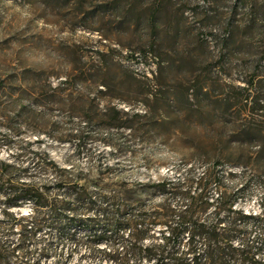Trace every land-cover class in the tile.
I'll use <instances>...</instances> for the list:
<instances>
[{
	"label": "rangeland",
	"instance_id": "obj_1",
	"mask_svg": "<svg viewBox=\"0 0 264 264\" xmlns=\"http://www.w3.org/2000/svg\"><path fill=\"white\" fill-rule=\"evenodd\" d=\"M260 106L264 0H0V221L19 186L52 203L12 208L44 222L11 264H105L114 234L80 219L124 205L117 185L216 178L264 212Z\"/></svg>",
	"mask_w": 264,
	"mask_h": 264
},
{
	"label": "trees",
	"instance_id": "obj_2",
	"mask_svg": "<svg viewBox=\"0 0 264 264\" xmlns=\"http://www.w3.org/2000/svg\"><path fill=\"white\" fill-rule=\"evenodd\" d=\"M249 99L247 94L245 100ZM259 109L264 118V106ZM47 162L57 168L52 161ZM2 167L5 171L9 168L4 163ZM215 180L187 175L154 183L117 185L123 188L126 203L108 212L88 201L85 211L100 213L80 222L87 227L98 225L103 233L114 234L109 248L97 250L105 264H264V212L244 213L222 194L213 199L209 187ZM44 192L33 186H19L5 195L0 234L8 236L15 228L19 236L11 249L0 240V264H11L15 251H19L16 256L20 252L27 255L26 245L44 222L35 216L27 221L12 208L29 199L38 207L51 206L43 198ZM152 196L158 200L150 202ZM44 256L45 250L41 249L32 264H40Z\"/></svg>",
	"mask_w": 264,
	"mask_h": 264
}]
</instances>
